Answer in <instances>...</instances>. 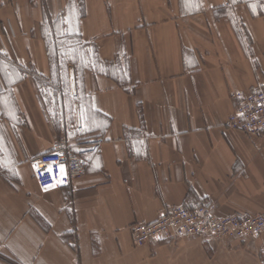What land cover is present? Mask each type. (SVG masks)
Instances as JSON below:
<instances>
[{
    "label": "crops",
    "instance_id": "obj_1",
    "mask_svg": "<svg viewBox=\"0 0 264 264\" xmlns=\"http://www.w3.org/2000/svg\"><path fill=\"white\" fill-rule=\"evenodd\" d=\"M262 82L264 0H0V264H264V234L131 232L175 205L264 214V138L228 126ZM60 138L86 172L43 192L31 160Z\"/></svg>",
    "mask_w": 264,
    "mask_h": 264
},
{
    "label": "built area",
    "instance_id": "obj_2",
    "mask_svg": "<svg viewBox=\"0 0 264 264\" xmlns=\"http://www.w3.org/2000/svg\"><path fill=\"white\" fill-rule=\"evenodd\" d=\"M232 97L236 106L228 126L264 138V82L253 92H234ZM31 163L43 192L69 186L85 174L87 167L86 159L73 151L65 138H60L49 152L34 157ZM131 232L136 246L193 238L245 240L264 234V214L218 216L213 205H175L163 208L154 222L133 225Z\"/></svg>",
    "mask_w": 264,
    "mask_h": 264
},
{
    "label": "rangeland",
    "instance_id": "obj_3",
    "mask_svg": "<svg viewBox=\"0 0 264 264\" xmlns=\"http://www.w3.org/2000/svg\"><path fill=\"white\" fill-rule=\"evenodd\" d=\"M55 40H57L56 43H54L56 55L55 65L57 68L62 69L63 77L65 76V78L67 79L69 77L66 75L67 68L71 64H74L77 67L79 61L80 47L78 45H73L70 42L66 35V31L63 32L62 36H59Z\"/></svg>",
    "mask_w": 264,
    "mask_h": 264
}]
</instances>
